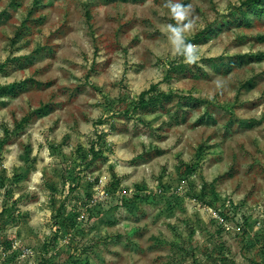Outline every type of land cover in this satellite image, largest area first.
<instances>
[{
	"label": "rangeland",
	"instance_id": "obj_1",
	"mask_svg": "<svg viewBox=\"0 0 264 264\" xmlns=\"http://www.w3.org/2000/svg\"><path fill=\"white\" fill-rule=\"evenodd\" d=\"M178 2L0 0V264H264V13Z\"/></svg>",
	"mask_w": 264,
	"mask_h": 264
},
{
	"label": "clouds",
	"instance_id": "obj_2",
	"mask_svg": "<svg viewBox=\"0 0 264 264\" xmlns=\"http://www.w3.org/2000/svg\"><path fill=\"white\" fill-rule=\"evenodd\" d=\"M170 9L173 18L176 20V25H169V39L175 49L185 58V62L189 65L197 64L200 60L198 46L187 43V34L192 32L196 27V19L193 17L192 5H184L178 0H167L165 5Z\"/></svg>",
	"mask_w": 264,
	"mask_h": 264
},
{
	"label": "trees",
	"instance_id": "obj_3",
	"mask_svg": "<svg viewBox=\"0 0 264 264\" xmlns=\"http://www.w3.org/2000/svg\"><path fill=\"white\" fill-rule=\"evenodd\" d=\"M125 1H137V0H125ZM252 1V8L253 9H257V10H261L264 13V9L261 7L259 8V6H261L262 3H264V0H251ZM244 17H245V25L250 26L251 24V20L248 17V14L246 12H243ZM207 31H200L198 33H196L194 35V37L191 39V41L193 43H201L205 40V34ZM257 58H264V53H260L257 55ZM24 82L20 83L23 84ZM156 90V85H152L149 89L143 91L140 96H139V100L136 103V107H142L145 108L147 106L150 105V103H152L154 101V98H146V95L148 93H150L151 91H155ZM16 95L18 94V89L17 87H12L11 89H8V86H2L0 87V96H5V95ZM165 96V95H164ZM185 99V103L187 104V106L190 104L192 107L196 108L198 107V105L203 102L201 99L190 96V95H186L184 96ZM43 106H49L48 104H43ZM38 115V112L36 111H32L28 114H26L23 118H22V122L18 123V125L21 126V124H24L25 122L32 120L33 118H35ZM94 156L98 157V153L94 151Z\"/></svg>",
	"mask_w": 264,
	"mask_h": 264
}]
</instances>
